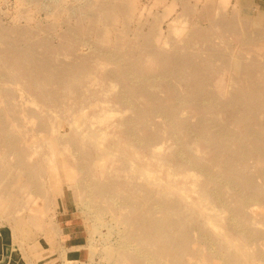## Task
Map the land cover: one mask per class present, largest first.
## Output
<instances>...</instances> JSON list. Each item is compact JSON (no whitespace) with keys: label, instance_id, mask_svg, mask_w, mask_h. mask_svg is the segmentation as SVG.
Segmentation results:
<instances>
[{"label":"rangeland","instance_id":"374dc122","mask_svg":"<svg viewBox=\"0 0 264 264\" xmlns=\"http://www.w3.org/2000/svg\"><path fill=\"white\" fill-rule=\"evenodd\" d=\"M0 264H264V0H0Z\"/></svg>","mask_w":264,"mask_h":264}]
</instances>
